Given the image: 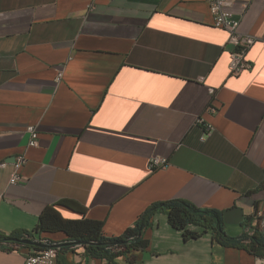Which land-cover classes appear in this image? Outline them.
<instances>
[{
	"label": "crops",
	"instance_id": "0c3cea01",
	"mask_svg": "<svg viewBox=\"0 0 264 264\" xmlns=\"http://www.w3.org/2000/svg\"><path fill=\"white\" fill-rule=\"evenodd\" d=\"M235 1L258 38L238 76L210 0H0V232H32L51 211L118 236L154 202L181 198L220 210L232 237L264 233V0ZM19 154L26 179L10 184ZM154 155L170 165L150 167ZM151 223L147 247L112 261L64 232L36 239L64 243L57 264H264L249 239L186 237L164 212ZM38 246L1 243L0 264H26Z\"/></svg>",
	"mask_w": 264,
	"mask_h": 264
},
{
	"label": "trees",
	"instance_id": "16d2710c",
	"mask_svg": "<svg viewBox=\"0 0 264 264\" xmlns=\"http://www.w3.org/2000/svg\"><path fill=\"white\" fill-rule=\"evenodd\" d=\"M157 212L167 214L169 223L175 228L184 230L186 237H196L201 232L211 231L216 240L224 245L241 246L243 240L249 239L248 248L252 252L257 254L264 252V233L259 229H255L252 235L244 234L240 238L232 237L226 231L223 214L220 210L200 208L181 198L154 202L139 216L134 225L118 236L106 235L103 231L104 222L102 220L63 219L56 213L45 211L40 215L38 224L32 232H14L9 235L0 232V244L22 243L12 239L16 237L40 242L39 238L36 239V235L40 236L46 232H64L68 241L74 242L72 245H83L90 256L107 258L112 261L120 255L130 254L133 250L147 247L149 242L144 236V230L152 225L151 219ZM189 224L197 225L201 230H189L187 228ZM47 242L52 244L51 239H47ZM37 248L43 249L44 247L38 246Z\"/></svg>",
	"mask_w": 264,
	"mask_h": 264
},
{
	"label": "built area",
	"instance_id": "2783aa9c",
	"mask_svg": "<svg viewBox=\"0 0 264 264\" xmlns=\"http://www.w3.org/2000/svg\"><path fill=\"white\" fill-rule=\"evenodd\" d=\"M235 0H210V13L212 16V23L215 27L222 28L227 31V42L231 45L229 70L232 75H240L246 70L253 67L252 61L248 58V51L254 45L258 39L255 35L244 32L241 29V18L235 15L234 5ZM247 4L244 5V8ZM89 8L93 9L94 5L89 4ZM64 77V69L61 68L57 71L56 81H61ZM200 81L204 80V76L199 77ZM208 90L211 94L216 93L214 87L209 86ZM212 110H216L215 107H211ZM200 121H204L200 118ZM213 125L211 123L206 124V129L201 136L202 140L212 133ZM30 137L28 146L37 147L40 144V131L35 124H29L26 127ZM27 163V157L25 154H19L12 162L13 173L10 177V184H18L25 181V176L22 174V168ZM150 167L152 168H165L170 165L169 160L161 155H154L149 160ZM5 166L6 162L0 164ZM255 232V229L250 231L251 235ZM40 242L48 244L43 249L30 252L25 257L26 264H57L58 247L50 245L47 239H40Z\"/></svg>",
	"mask_w": 264,
	"mask_h": 264
},
{
	"label": "water",
	"instance_id": "95a60500",
	"mask_svg": "<svg viewBox=\"0 0 264 264\" xmlns=\"http://www.w3.org/2000/svg\"><path fill=\"white\" fill-rule=\"evenodd\" d=\"M14 241H17V242H22V243H27V244H33V245H43V246H48V244H44L42 242H39V241H36V240H33V239H27V238H12ZM69 243H74V242H69ZM50 245H53V246H56V247H61L64 245V243H52Z\"/></svg>",
	"mask_w": 264,
	"mask_h": 264
}]
</instances>
